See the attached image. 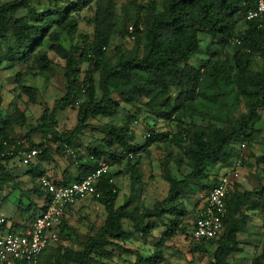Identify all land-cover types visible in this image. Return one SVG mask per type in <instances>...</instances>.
I'll use <instances>...</instances> for the list:
<instances>
[{
  "label": "trees",
  "instance_id": "16d2710c",
  "mask_svg": "<svg viewBox=\"0 0 264 264\" xmlns=\"http://www.w3.org/2000/svg\"><path fill=\"white\" fill-rule=\"evenodd\" d=\"M39 1L0 3V66L14 69L31 62L37 75L45 74L53 64L47 56L51 52L64 62V93L51 108L43 109L36 124L28 126L22 137L14 136L15 128L25 126L22 112L14 109L11 116L0 121V202L2 188L16 185L9 163L20 161L25 151L36 149V159L47 162L54 153L73 150L91 120H112L122 105L147 112L156 121L174 123L175 134L157 132L155 127L146 133L149 137L143 144L135 145V136L127 127L135 122L132 117L124 127L103 126L100 143L85 159H74L78 177L56 185L82 181L101 160L110 168L126 162L134 174L140 156L155 144L182 151L189 172L179 179L163 168L167 194L151 208L133 206L132 197L117 206L118 188L115 182L109 183L114 175L102 176L96 186L101 197L93 200L106 212L102 226L76 251L59 246L62 233L71 230L63 218L58 243L42 253L39 264H113L115 252L133 254V264H166L161 250L142 257L123 245L131 238L146 239L159 227L164 229L162 241L185 231L181 224L187 215L183 200L194 196L195 189L207 194L214 187L217 178L209 181L212 170L232 166L238 158L235 149L239 142L250 148L260 137L264 145V126L254 128L264 110V18L246 19L259 0H129L121 6L120 14L114 0H48L47 10L33 6ZM83 9L93 10L88 20L90 36L78 34L77 16ZM74 36L81 45L66 47L62 38ZM114 37L131 38L132 50L116 47L108 57ZM201 37L208 39L206 58L196 66L192 62L201 49ZM19 91L29 103L37 102L36 88L21 86ZM67 109L76 111V125L69 132L59 133L57 117ZM194 118L205 120L206 126L196 125ZM35 134L41 136V142H32ZM21 141L28 145L27 150L18 145ZM174 161L179 167L183 159ZM255 165L262 167L264 174V153L255 158ZM28 173L32 181L43 176L35 168ZM260 181L264 183V176ZM234 188L226 202L222 235L194 247L199 252L205 251V245L215 247L212 264H231L230 257L240 250L238 236L246 227L244 211L264 208V199L258 204L251 194L238 191L237 183ZM42 190L35 184L31 191ZM253 193L264 195V184ZM251 263L264 264V248Z\"/></svg>",
  "mask_w": 264,
  "mask_h": 264
},
{
  "label": "rangeland",
  "instance_id": "374dc122",
  "mask_svg": "<svg viewBox=\"0 0 264 264\" xmlns=\"http://www.w3.org/2000/svg\"><path fill=\"white\" fill-rule=\"evenodd\" d=\"M12 0H0V3L10 2ZM129 0H114L117 13L120 14V8ZM161 1V0H157ZM61 3H66L67 0H60ZM38 10H47L48 0H40L33 4ZM93 10L83 9L77 16L78 34L90 36L92 27L88 25V20L92 17ZM132 26V25H130ZM128 32L129 28H128ZM66 47L70 45H81L78 43L76 36L70 38H62ZM133 40L126 38L122 40L119 37H114L107 49V56L111 57L114 54V48L122 47L126 52L132 50ZM208 39L201 37V49L196 55L193 65H198L200 60L206 58L205 46ZM47 56L52 60L53 64L49 71L45 74L37 75L36 69L31 62L17 66L14 69H9L6 64L0 66V121L11 116L14 109L19 110L26 117L25 126L14 129L16 138L25 135L28 126H33L41 116L45 107L51 108L53 102L60 98L64 93V62L58 59L53 53L47 52ZM82 70L86 67L82 66ZM256 69V67H255ZM97 77V75H96ZM21 86H32L38 91V99L35 104L28 102V99L19 91ZM99 95V92L97 93ZM128 117H132L135 122L127 125ZM196 125L206 126L207 122L202 119L194 118ZM59 133L69 132L76 125V111L67 109L60 113L57 117ZM108 124L128 127V131L135 136L134 144L141 145L146 140V133L156 127L157 132H167L172 136L176 132V125L171 122L156 121L153 116L147 112H137L135 108L122 105V110L119 115L112 119H96L89 122V128L79 138L78 142L73 146L72 152L76 158L83 157L85 159L89 150L97 146L104 137L103 126ZM264 126V110L260 111V120L254 126L255 129L261 130ZM41 136L32 137V142H41ZM54 145L52 149L55 150ZM238 148L235 149V154L238 155ZM264 153V145L262 139L258 137L252 147L247 148L239 155L243 158L244 165L238 183V191L251 194V199L255 202L264 199V195H257L253 192L258 191L262 176V167L255 165V158L262 156ZM57 159L62 158L70 165L75 161L67 153H54ZM182 151L169 145H156L148 148L147 153L140 156V163L135 167L133 174L128 170L126 162L120 166L110 168V172L114 175V182L118 188V196L116 205H121L123 199L132 197L133 206L140 205L141 207L151 208L153 203L162 200L168 190V185L162 179V170L166 168L170 173L179 179L185 176L189 170L184 160ZM182 158L183 162L178 167L174 159ZM82 161L78 162H83ZM15 163L21 165L19 160H14ZM225 166H216L211 172L209 181L214 177H220L226 169ZM121 172V173H120ZM119 174V175H118ZM121 174V175H120ZM138 179H134L136 176ZM25 177V176H24ZM29 178V176H28ZM134 181V183H132ZM25 184L20 187L23 192ZM17 186H6L2 188L0 202V214L5 215L11 221H19L21 215H28L24 212L29 203L27 195L22 196L19 190H15ZM205 192H199L195 189V194L191 198H185L183 204L186 208V217L182 219L181 224L186 228L185 231H177L175 236L166 241L161 240V235L164 229L159 227L153 231L151 236L146 239L140 237L131 238L123 247L129 252H138L142 257H149L155 251L161 250L166 264H212V253L215 247L205 245L204 252H199L194 249L196 246L192 242L190 234L193 228V221L196 211L202 206ZM32 212H30L31 214ZM246 216V227L243 233L239 234V252L230 257L231 264H252V260L263 252L264 248V208L256 210L244 211ZM106 217L104 208L93 200L83 201L76 205L72 211H69L65 216V225L71 230H66L62 233L59 246L67 247L78 251L81 249V242L93 236L102 226ZM135 256L133 254H121L115 252L113 264H133ZM165 264V263H164Z\"/></svg>",
  "mask_w": 264,
  "mask_h": 264
},
{
  "label": "built area",
  "instance_id": "2783aa9c",
  "mask_svg": "<svg viewBox=\"0 0 264 264\" xmlns=\"http://www.w3.org/2000/svg\"><path fill=\"white\" fill-rule=\"evenodd\" d=\"M256 8L247 14L246 19L262 20L264 18V0H259ZM132 31V28H129ZM239 44V42H237ZM149 135L146 134V138ZM18 145L25 150L28 145L21 141ZM238 158L230 168L217 178L214 187L206 194L203 204L196 211L193 228L190 234L195 244L217 240L223 233L222 219L226 213V202L235 192L234 184L238 183L243 169V158L239 155L246 149L244 142L237 144ZM67 155L76 159L75 153L68 150ZM39 154L35 150L22 153L20 162L28 166ZM131 158V157H130ZM110 173V166L101 160L95 171L82 181L58 186L48 177H41L38 184L47 196V202L26 229L14 230L12 223L0 216V264H39V258L49 247L58 243V227L66 214L76 205L87 200L100 199L96 186L102 176ZM109 183H114L110 180Z\"/></svg>",
  "mask_w": 264,
  "mask_h": 264
},
{
  "label": "crops",
  "instance_id": "0c3cea01",
  "mask_svg": "<svg viewBox=\"0 0 264 264\" xmlns=\"http://www.w3.org/2000/svg\"><path fill=\"white\" fill-rule=\"evenodd\" d=\"M54 155L55 154H52L50 161L47 162L40 163L37 159H33L32 163L30 164L31 166L29 167L22 166L17 163L13 165V162L9 163V170H11V174L17 178L15 183V186H17V188H15V190H19L22 196L27 195L29 199V203L24 210L25 212L28 208V210L26 211H29L28 215H21L19 221H11L5 215L0 214V216L6 218L9 222L12 223V226L15 230L26 229L31 226L34 218L39 213V210L45 205L47 200V196L43 190L40 191V193L38 191L37 193H32V188L35 184H38V180L40 178L32 181L33 179L28 175L29 170L35 168V170L43 172V176L41 177H48L50 180L54 181L57 184L69 183L70 181L78 177L79 171L77 170V164L74 163L70 165L67 161H63L62 158L61 160L55 158ZM22 184H25L26 186L23 192L20 189ZM30 212L32 213L30 214Z\"/></svg>",
  "mask_w": 264,
  "mask_h": 264
}]
</instances>
